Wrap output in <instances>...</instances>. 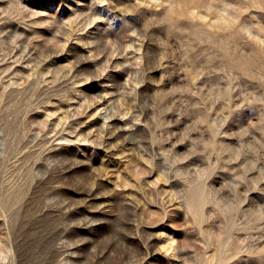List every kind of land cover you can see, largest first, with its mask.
<instances>
[{"label": "rangeland", "instance_id": "1", "mask_svg": "<svg viewBox=\"0 0 264 264\" xmlns=\"http://www.w3.org/2000/svg\"><path fill=\"white\" fill-rule=\"evenodd\" d=\"M0 264H264V0H0Z\"/></svg>", "mask_w": 264, "mask_h": 264}]
</instances>
